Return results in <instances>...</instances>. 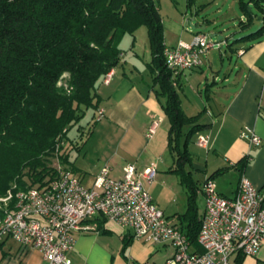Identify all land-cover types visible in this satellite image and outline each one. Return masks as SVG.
I'll return each mask as SVG.
<instances>
[{"label":"trees","instance_id":"obj_1","mask_svg":"<svg viewBox=\"0 0 264 264\" xmlns=\"http://www.w3.org/2000/svg\"><path fill=\"white\" fill-rule=\"evenodd\" d=\"M194 5L195 0H188V8ZM238 5L247 18L246 24H239L243 30L256 17L263 23L230 46L261 40L264 0H238ZM160 14L152 0H0V198L13 185L14 192L45 185L57 176L58 161L70 163V153L65 151L69 131L86 109H98L97 86L110 69L119 66L123 37L146 26L152 87L158 86L155 94L165 98L162 107L170 121L167 147L175 168L169 173L178 175L188 191L187 210L180 216L186 225L182 229L198 245L202 219L198 186L185 167L192 162L188 145L207 125L199 123L201 114L188 116L182 107L164 56ZM66 74L68 89L58 85ZM186 126L189 130L184 133ZM83 144L84 139L73 150L80 151ZM247 164L245 157L236 166L243 172ZM222 173L218 170L208 179ZM243 257L239 255L234 263L242 264Z\"/></svg>","mask_w":264,"mask_h":264},{"label":"crops","instance_id":"obj_2","mask_svg":"<svg viewBox=\"0 0 264 264\" xmlns=\"http://www.w3.org/2000/svg\"><path fill=\"white\" fill-rule=\"evenodd\" d=\"M201 11L202 9L198 8L195 13L198 15ZM246 21L247 18L242 14L240 23L246 24ZM189 23L192 25V28H189L192 29L190 30L192 39L201 32L195 33L197 30H204L207 27L204 23H195L194 20H190ZM262 23L261 17H256L249 30L241 36L254 32L253 28L256 25L261 28ZM163 25L166 46L175 47L180 41L188 42L185 32L174 29V26L167 21L165 23L163 21ZM136 35L137 31L132 35L134 51L132 55L135 58L130 60L134 70L115 68V76L110 84L100 81L96 89V94L100 98L98 109H93L92 115L96 124L81 147L82 150L94 141L92 150L96 154V159L92 162L82 159L80 154L75 159L71 155L69 164L76 177H79L83 185L88 188L93 187L97 175L104 167L110 168L109 175L112 178L119 179L123 176L124 168L128 164L134 165L140 172L152 164H157L158 172L154 183L149 186L150 193L169 220L183 228L186 225L182 224L180 216L187 210V205L183 213L173 215L171 202L162 198L161 193L164 189L159 192L157 187H154L156 180L164 181L170 177L169 170L175 168V162L172 154L173 162L164 160V155L169 148L167 146L170 129V121L162 107L166 100L155 94L158 86L152 87L153 76L151 74L147 76L135 65L136 59L141 58L134 49ZM221 40L225 42L222 36L218 41ZM235 41L236 39L233 42ZM227 45L231 55L226 53L229 64L227 72L222 77L221 85L218 81L226 60L223 55H221V64L215 59L210 60L207 65L205 64L206 69L189 70L174 79L176 80L174 85L180 94L186 114L196 117L201 114L199 123L207 125L203 131L193 136L190 145L201 134L210 137L208 149L202 148L206 151L208 159L207 168L203 171L204 178L199 179L195 172L185 167L186 172H191L193 180L197 183L198 199L200 196L204 197L200 191L201 184L218 170H222L223 173L217 176L215 181L218 191L225 197L235 196L242 175L247 176L251 183L264 194V37L254 42H239L233 46L227 43ZM125 55L122 51L121 62ZM235 56L237 61L234 63ZM219 67L220 70H218ZM209 75L210 79H208ZM188 86L194 88L193 93L200 99L201 107L196 106L191 99L186 100L187 108L184 106L182 93L188 89ZM199 86H207L205 93L203 87ZM100 111H103L104 115L97 120ZM159 118H162L160 126L153 137L149 138L146 133L153 124V120ZM163 124L164 130H161ZM245 128H252L262 138L260 147H251L248 141L241 138V132ZM188 130L189 126L184 127V133ZM97 145L98 148H96ZM190 145H188L189 151L193 158ZM248 154L251 160H248L242 172L238 170L239 167L236 164ZM159 164L165 166L161 172L158 170ZM177 177L179 186L186 189L180 177L178 175ZM203 199L205 201V198ZM203 210H205V204ZM203 213L204 211L200 213L201 218ZM101 222L102 226L98 228ZM88 224L92 226V230L76 234V244L69 254L72 264H166L175 254V249L169 244H152L144 240H135L130 229L120 228L114 221L100 218V221L94 220ZM193 246L196 251H202L199 244H193ZM238 257L239 255L234 256L230 263L235 264ZM243 258L242 264H264V247L257 256ZM0 264H48V262L39 250H23L15 241L9 240L1 245Z\"/></svg>","mask_w":264,"mask_h":264},{"label":"built area","instance_id":"obj_3","mask_svg":"<svg viewBox=\"0 0 264 264\" xmlns=\"http://www.w3.org/2000/svg\"><path fill=\"white\" fill-rule=\"evenodd\" d=\"M192 40L165 46L166 64L174 79L186 71L204 68L207 53L225 45L203 32ZM114 76L115 69H110L103 83L110 84ZM103 115L100 111L97 120ZM161 119L153 120L146 133L149 138L156 133ZM241 138L251 147L262 145V138L252 128L242 130ZM196 144L208 149L209 135H199ZM245 157L251 160L250 154ZM57 172L45 185L16 192L14 188L0 198V248L12 240L23 250H39L48 264H72L69 254L76 244V234L92 230L88 222L97 218L130 229L135 240L169 244L175 254L166 264H231L234 256L255 257L264 247V194L245 175L232 197L222 195L213 179L201 184L205 210L197 237L202 250L199 252L185 231L171 222L153 200L149 186L155 181L157 164L141 172L128 164L119 179L112 178L110 168L104 167L91 188L60 161Z\"/></svg>","mask_w":264,"mask_h":264},{"label":"rangeland","instance_id":"obj_4","mask_svg":"<svg viewBox=\"0 0 264 264\" xmlns=\"http://www.w3.org/2000/svg\"><path fill=\"white\" fill-rule=\"evenodd\" d=\"M156 5L158 6L160 10V15L163 17V21L169 22L172 26H174V29L181 31L182 33L185 32L187 37L186 40H188V43H191L192 40V35L190 34L189 28H192L191 24L189 21L194 20L195 23H204L206 29L204 30H197L195 33L198 31H201L203 33H206L211 39L218 41L219 37L222 36V39L226 42L223 48H214L213 50L209 51L210 53L205 56V64L207 65L210 60H216L218 63L221 64V55L224 56V70L221 74V78L218 81V84L221 85L225 73L227 72V66L229 64V59L226 56V53L230 56L229 48L227 43L231 44L235 39H240L242 33L247 32V30H242L240 27V21H241V16L242 13L240 12V8L238 5L237 0H196L195 5L192 8L187 9V3L188 0H156L154 1ZM198 8H201L202 11L198 13L197 12ZM204 26V27H205ZM186 28H188L186 31ZM202 28V27H200ZM260 28V26L256 25L253 28V31H257ZM199 33V32H198ZM197 33V34H198ZM131 36V37H130ZM137 39L134 41L135 43V51H137L140 54L141 58H137V65L139 69L144 71L147 76L151 74L150 68H148L149 64L152 61V56L150 55V42L149 41V36H148V30L146 26H141L137 30ZM222 41V40H221ZM133 37L130 34H127L123 37L122 41L120 42V48L124 53L126 54L125 58L122 60V62L119 64L117 69L121 68H128L129 70H134L133 69V64L130 63L131 59H134L135 56L133 54ZM237 61V58L235 56L234 58V63ZM204 65V69L207 68V66ZM223 68H221L222 70ZM220 70V67L219 69ZM212 73L210 72V75ZM152 75V74H151ZM150 75V76H151ZM210 75L209 78L210 79ZM70 76L68 74L64 75V77L61 79L60 85L64 89H68V80ZM153 80V77H152ZM151 80V81H152ZM212 82V80L210 81ZM199 84V82L197 83ZM196 86L198 87V85ZM99 85V84H98ZM153 85V81H152ZM98 87V86H97ZM200 88L203 86H199ZM206 87H203L204 93L206 91ZM192 88V89H191ZM193 87H189L188 89H185V91L182 93V98L185 103V107L187 108V103L186 100L191 99L196 106L201 107L200 99L193 93L195 92L193 90ZM161 108V107H160ZM200 111V110H199ZM164 112V110H163ZM190 112V111H189ZM192 113V112H190ZM195 113V112H193ZM81 114V113H80ZM93 115V109H86V114L82 118L78 124H75L74 127L69 131V140L68 143L66 144L65 148H67L65 151L70 153V156L72 155V158L74 159L80 154L81 158L85 159L86 161H94L96 159V154H94V150H92L94 141H91L88 146H85L86 148L80 149V151L73 150L76 148V146H79L80 142L82 139H85L86 136L89 135L91 128L93 127L94 120L92 119ZM194 115V114H192ZM93 124V125H92ZM161 130H164V124L163 127H161ZM198 137H196L197 140ZM195 140V141H196ZM195 141L190 145V150L193 154L192 162L187 164V169L190 171H193L198 175L197 177L199 179H203L205 174L204 170L207 168V153L206 151H203L201 147H199ZM101 145V143L99 144ZM98 148V145L97 147ZM163 154L161 153V157ZM65 157V156H64ZM164 160L168 162H173L171 153L169 151V148L167 152L164 155ZM62 164V163H61ZM63 167L68 170L72 171L71 164H62ZM165 166L164 164H159L158 170L161 172V170H164ZM199 172H198V170ZM160 174V173H158ZM169 178L165 179L164 181L156 180L155 186L157 187V190L159 192L163 190L161 193L163 200H168V202H171V207L173 209V215L175 213H183L186 209L187 201V191L186 189H183L181 186H179L178 183V177L176 174L169 173ZM13 188L15 186L13 185ZM158 194V192H157ZM204 198V197H203ZM202 198V196L199 197L198 199V206H199V211L202 213L205 201ZM169 214V212H167ZM172 213L170 215H172Z\"/></svg>","mask_w":264,"mask_h":264},{"label":"water","instance_id":"obj_5","mask_svg":"<svg viewBox=\"0 0 264 264\" xmlns=\"http://www.w3.org/2000/svg\"><path fill=\"white\" fill-rule=\"evenodd\" d=\"M259 29H260V28H259ZM259 29H258V30H259ZM218 39H219V38H218Z\"/></svg>","mask_w":264,"mask_h":264}]
</instances>
